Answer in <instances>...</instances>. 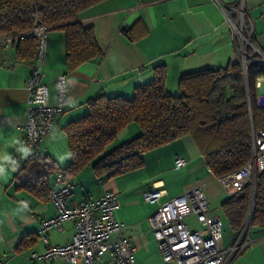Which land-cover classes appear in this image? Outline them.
<instances>
[{
    "label": "crops",
    "instance_id": "crops-1",
    "mask_svg": "<svg viewBox=\"0 0 264 264\" xmlns=\"http://www.w3.org/2000/svg\"><path fill=\"white\" fill-rule=\"evenodd\" d=\"M238 1L104 0L84 10L78 18L84 27L94 26L103 54L73 69H69L67 64L63 30L49 29L45 62L40 70L41 80L48 85L50 102L53 103L55 77L65 73L67 104L63 112L56 115L51 131L42 141L45 155L58 167L67 166L71 161L67 139L58 129L71 119L84 115L87 112L84 102L95 95L121 94L131 97L136 86L153 80V65L165 64L167 87L174 92L172 94H176L179 77L183 74L218 68L234 59L235 55L238 56L234 31L227 17L235 13L222 9L223 6L237 5ZM243 2L251 20L254 44L260 51L257 57L264 60V0ZM122 29L129 31L123 33ZM33 62V57H20L12 41L0 42V167L7 173L5 179H0V264H74L65 259H27L29 253L42 251L45 247L41 237L36 234L40 220L56 212L49 197L39 196L42 191L33 192L18 187L20 181L15 177L25 158L31 154L29 150L23 156L19 151L21 146L18 139L25 120L27 89L24 83ZM138 128L135 122H131L111 143L117 145V142L135 137L139 133ZM187 136L145 152L142 155L144 164L138 169L98 179L88 165L69 177L73 182L69 205L108 190L117 194L119 207L115 211V218L124 223V235L135 248L134 264L169 263L162 259L148 222L147 216L156 205L144 201L143 191L154 183L162 184L167 192L166 197H171L200 186L210 205L219 203L226 195L217 177L204 165L194 141ZM148 153L151 157L147 160ZM181 154L201 156L206 173L198 174L190 181L180 180L168 185L158 178L160 172L154 170L165 165L168 158L174 160L176 155ZM191 176V172L186 175ZM37 179H32L30 184ZM47 179L50 187L53 181L51 172ZM73 230V223L66 220L62 222V229L52 228L44 234L51 244L64 245L70 241ZM230 232L232 235L227 239L223 234L218 244L220 248L234 241L237 233ZM111 237L114 238V234ZM251 237L253 242L238 252L229 264H264V228H252ZM111 255L110 251L105 252L99 256L98 262L108 261Z\"/></svg>",
    "mask_w": 264,
    "mask_h": 264
},
{
    "label": "trees",
    "instance_id": "trees-1",
    "mask_svg": "<svg viewBox=\"0 0 264 264\" xmlns=\"http://www.w3.org/2000/svg\"><path fill=\"white\" fill-rule=\"evenodd\" d=\"M102 1L0 0V36L14 38L18 55L31 59L36 52L35 39L19 36L30 33L38 14L48 29L63 30L67 64L69 69L76 68L103 54L94 26L84 27L78 19L84 10ZM128 29H122L123 33ZM240 62L235 55L224 66L183 74L177 94L167 91V67L160 63L153 65V80L136 86L131 97L101 93L87 99V112L62 127L70 163L60 168L47 155L41 160L30 154L15 173L20 181L18 187L42 191L40 197H49L47 177L52 167L72 177L90 165L98 179L114 177L140 168L143 153L183 135L191 136L214 177L237 169L251 156L252 130L264 127V107L257 106L254 100V84L258 76H264V60L246 61L247 86ZM131 122L138 125L139 133L108 150ZM35 177L38 179L30 184ZM251 187L248 183L219 201L221 214L236 235L249 214L251 229L264 228V172L257 174L255 187Z\"/></svg>",
    "mask_w": 264,
    "mask_h": 264
},
{
    "label": "built area",
    "instance_id": "built-area-1",
    "mask_svg": "<svg viewBox=\"0 0 264 264\" xmlns=\"http://www.w3.org/2000/svg\"><path fill=\"white\" fill-rule=\"evenodd\" d=\"M224 10H233L236 14L227 15L232 25L235 38V50L238 53L242 68H247L246 61L262 60L254 44V32L250 17L243 0L237 5L223 6ZM48 27L35 14L33 28L19 38L33 37L36 41V52L31 72L25 80L27 99L25 120L21 125V136L18 144L28 148L33 157L43 160L45 150L41 146L43 139L51 131L57 114L63 112L67 104L65 73L55 77L54 102H50L49 87L41 80V69L46 57ZM14 38L3 37L0 42H10ZM252 48L253 53L245 50ZM251 50V49H249ZM252 54V55H251ZM256 54V56H253ZM253 56V57H252ZM255 104L264 107V76L255 80ZM248 102L250 105L249 95ZM251 156L249 161L237 169L217 177L225 194H233L248 183L255 187L257 174L264 172V127L252 130ZM186 159L180 155L174 158V166L181 168ZM53 181L49 188V200L56 212L53 216L40 220L37 233L44 242L42 251L31 252L28 260L51 261L65 259L74 264H134L135 248L124 235V223L115 218L118 209V198L114 191L108 190L96 197L86 198L75 205L68 204L72 194L73 182L64 170H50ZM200 186L191 187L179 194L166 197L162 184L154 183L143 191V199L155 204L153 212L147 216L150 229L162 259L172 264H229L235 255L248 247L252 242L251 223L248 216L234 241L226 247H219L224 234V225L218 214L210 211V204ZM194 215L199 227L192 229L185 222V217ZM73 223V232L69 242L54 245L44 234L52 228L62 229L63 221ZM114 234V238L111 236ZM111 252V259L98 262L99 256Z\"/></svg>",
    "mask_w": 264,
    "mask_h": 264
},
{
    "label": "rangeland",
    "instance_id": "rangeland-1",
    "mask_svg": "<svg viewBox=\"0 0 264 264\" xmlns=\"http://www.w3.org/2000/svg\"><path fill=\"white\" fill-rule=\"evenodd\" d=\"M236 16V14H235ZM1 43H4V42H1ZM248 49H251L249 46L245 49L247 50V52L249 53L250 50ZM253 51V50H252ZM166 83V82H165ZM168 83H171V81ZM166 86V89L167 91H171L168 87H167V83L165 84ZM256 90V89H255ZM257 92V90H256ZM171 93H174L171 91ZM178 93V90H176V94ZM59 132H61L63 134V136H65V133H63L62 131V128L61 129H58ZM58 132V133H59ZM60 134V133H59ZM183 136H186V135H183ZM187 137H191L190 135H188ZM116 143H112V145L110 144L107 149H111L113 146H115ZM144 154V153H143ZM151 154H147L146 158L147 160L149 159V156ZM180 156L184 157L186 159V165L182 166L181 168H176L175 166H173L175 163H174V160L172 159H167L165 165L162 164L159 168H156L155 170L151 168V170H154V171H159L160 173L158 174V178L160 179H163L168 185H173L175 184L176 182H179L180 180H187V181H190L192 178H195V177H198L197 175L198 174H201V175H204L206 173V170H205V167L203 164V161H202V157L201 156H187V154H181ZM151 164H149L148 166H150ZM191 172V177H186V175H189V173ZM94 181V179H93ZM92 181V182H93ZM91 183V185H93V183ZM210 211L212 213H215V214H218L222 219H223V224H224V238L227 239L228 237H231L232 233L230 232V228L227 226V223L224 219V216L223 214H221V209H220V204L219 203H212L210 205ZM185 222L189 224L190 228L192 229H195L197 227H199V222L197 221V218L194 216V215H188L185 217ZM171 262L169 263H166V264H170ZM172 264V263H171Z\"/></svg>",
    "mask_w": 264,
    "mask_h": 264
},
{
    "label": "clouds",
    "instance_id": "clouds-1",
    "mask_svg": "<svg viewBox=\"0 0 264 264\" xmlns=\"http://www.w3.org/2000/svg\"><path fill=\"white\" fill-rule=\"evenodd\" d=\"M19 151L23 154V156H26L28 154V152H29V149L25 148V147H21L19 149ZM6 175H7V173H5L3 167H0V179H5Z\"/></svg>",
    "mask_w": 264,
    "mask_h": 264
},
{
    "label": "water",
    "instance_id": "water-1",
    "mask_svg": "<svg viewBox=\"0 0 264 264\" xmlns=\"http://www.w3.org/2000/svg\"><path fill=\"white\" fill-rule=\"evenodd\" d=\"M243 74H244V79H245V83H246V86H247V68L246 69H243ZM246 88V87H245ZM253 208V204L251 206V209ZM249 217H250V214H249Z\"/></svg>",
    "mask_w": 264,
    "mask_h": 264
}]
</instances>
